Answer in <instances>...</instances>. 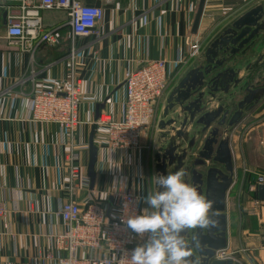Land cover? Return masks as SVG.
Returning <instances> with one entry per match:
<instances>
[{"label":"crops","instance_id":"obj_1","mask_svg":"<svg viewBox=\"0 0 264 264\" xmlns=\"http://www.w3.org/2000/svg\"><path fill=\"white\" fill-rule=\"evenodd\" d=\"M39 1L34 0L36 4ZM82 2L104 12L91 38H74L65 12L42 11L45 30H59L61 42L57 46L38 43L29 52L20 51L6 37L7 20L19 16L20 0H9L0 7V204L5 210V216L0 219V264H55L59 253L52 236L64 230L58 212L72 198L68 192L71 154L88 184L74 193L73 200L81 205L120 190L147 195L150 192L147 160L151 163L154 190L152 156L156 127L142 139V149L133 152L108 150L95 133L98 161L91 189L87 174L88 141L96 127L97 107L104 106L100 117L107 115L112 120H121L126 101V74L148 60H164L173 72L166 99L195 63V58H188L191 45L198 41L202 45L201 55L230 22L264 0H206L197 34L193 33V27L200 0ZM74 78L81 84L78 112L81 126L70 140L58 126L34 120L31 98L47 87L63 92ZM231 146L237 177L227 200L228 252L233 244V227L238 223L232 215L234 192L235 207L240 205L238 200L243 194L247 202L245 210L251 211L254 199L262 202L257 214L244 215V222L250 228L253 222L264 226V201L259 199L258 188L253 187L255 176L248 175L247 187L244 186L247 177L243 176L244 165L252 173L264 174V101L234 132Z\"/></svg>","mask_w":264,"mask_h":264},{"label":"water","instance_id":"obj_2","mask_svg":"<svg viewBox=\"0 0 264 264\" xmlns=\"http://www.w3.org/2000/svg\"><path fill=\"white\" fill-rule=\"evenodd\" d=\"M205 3L200 0L194 34ZM263 101L264 2L230 22L195 57V63L168 93L157 122L153 176L183 170V179L212 201L209 216L215 226L184 234L189 243L193 236L200 242L187 258L190 264L194 259L199 264H242L232 257L217 258L229 247L227 200L237 177L231 141L247 115ZM103 108L97 107L95 122ZM95 129L94 126L88 141L91 189L98 161ZM153 187L156 188L154 178ZM258 195L264 201V186L258 187Z\"/></svg>","mask_w":264,"mask_h":264},{"label":"built area","instance_id":"obj_3","mask_svg":"<svg viewBox=\"0 0 264 264\" xmlns=\"http://www.w3.org/2000/svg\"><path fill=\"white\" fill-rule=\"evenodd\" d=\"M8 1L0 0V7ZM42 11L65 12L72 35L78 39L91 38L104 17L100 7L89 6L78 0H40L37 4L34 0H20L19 16H10L6 25L7 39L20 51H32L38 43L51 46L60 44L59 30H45ZM201 46L198 41L191 45L189 60L200 54ZM70 57L73 60V52ZM172 75L164 60H148L137 70L126 74L123 118L112 120L107 115L100 117L95 124L100 144L114 151L133 152L142 149V139L156 127L158 112ZM80 86L79 80L74 78L63 92L56 90V87H47L35 93L31 98L34 120L58 126L68 139L73 140L81 126L78 118ZM68 173V192L72 198L63 203L58 212L64 230L52 236L55 250L59 253L55 264H126L121 258L125 253L130 254L132 248L143 241L121 222V218L131 213L138 214L141 208L146 207L142 202L145 195L133 190H120L104 199H90L81 205L73 200V196L76 191L83 190L82 187H88V184L82 169L74 164L72 154ZM250 174L255 176L253 187L264 186V174L252 173L244 165L243 176ZM262 205V202L254 199L252 214H257ZM4 216L5 210L0 204V219ZM47 257L51 259V254ZM228 257L231 256L226 251L219 253L217 258Z\"/></svg>","mask_w":264,"mask_h":264},{"label":"clouds","instance_id":"obj_4","mask_svg":"<svg viewBox=\"0 0 264 264\" xmlns=\"http://www.w3.org/2000/svg\"><path fill=\"white\" fill-rule=\"evenodd\" d=\"M184 175L183 170L155 174L156 188L142 198L146 207L121 218L143 241L121 258L126 264H190L187 258L200 242L193 236L189 243L184 234L215 226L209 216L212 201L187 183ZM191 264L199 262L194 259Z\"/></svg>","mask_w":264,"mask_h":264},{"label":"rangeland","instance_id":"obj_5","mask_svg":"<svg viewBox=\"0 0 264 264\" xmlns=\"http://www.w3.org/2000/svg\"><path fill=\"white\" fill-rule=\"evenodd\" d=\"M250 120V119H249ZM243 134V131H241ZM238 131V136H239ZM241 134V135H242ZM147 165L148 170V176H149V190L152 191V179H151V167L150 162H145ZM238 187V184L236 185V188ZM235 192L232 196V207L234 209L232 215L233 221H236L238 223H235L233 227V244L231 247V250H229V254L231 257H234L238 259V261H241L244 264H261V257L264 255V226L255 222L252 223V226L248 225L247 222H244V218L249 216L248 214H251L252 212L248 210H245L247 207V202L245 201V195L243 194L241 198L238 200L240 205H236V197L234 196ZM234 204V205H233ZM235 208H237L235 210ZM236 214V215H235ZM235 220V219H237ZM239 251H244L245 253H241Z\"/></svg>","mask_w":264,"mask_h":264},{"label":"trees","instance_id":"obj_6","mask_svg":"<svg viewBox=\"0 0 264 264\" xmlns=\"http://www.w3.org/2000/svg\"><path fill=\"white\" fill-rule=\"evenodd\" d=\"M245 183H247V184H244V186L249 185V183H250V176H247ZM253 195L256 197V193L253 192Z\"/></svg>","mask_w":264,"mask_h":264}]
</instances>
